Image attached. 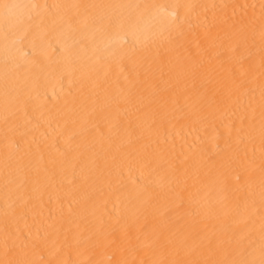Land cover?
<instances>
[{"label":"bare ground","instance_id":"6f19581e","mask_svg":"<svg viewBox=\"0 0 264 264\" xmlns=\"http://www.w3.org/2000/svg\"><path fill=\"white\" fill-rule=\"evenodd\" d=\"M0 264H264V0H0Z\"/></svg>","mask_w":264,"mask_h":264}]
</instances>
